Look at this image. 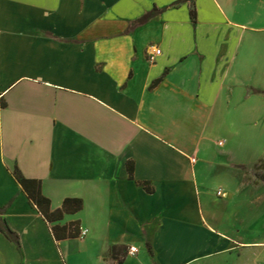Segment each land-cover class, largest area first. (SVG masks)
I'll use <instances>...</instances> for the list:
<instances>
[{
	"label": "crops",
	"instance_id": "obj_1",
	"mask_svg": "<svg viewBox=\"0 0 264 264\" xmlns=\"http://www.w3.org/2000/svg\"><path fill=\"white\" fill-rule=\"evenodd\" d=\"M178 1L0 0V209L20 237L18 246L0 231V264H68L64 255L73 264H223L264 251L262 230L225 225L230 207L244 224L264 205V177L235 161V186L227 177L222 195L200 191L201 163L226 144L210 125L255 100L231 88L238 61H249L238 40L212 36L221 22L241 32L250 23L232 19L235 0H195L196 23L191 2ZM155 8L161 12L131 28ZM240 138L241 152L255 149L254 135ZM16 165L42 181L53 210L66 198L84 200L60 223L87 229L84 239H55ZM209 201L216 228L205 226ZM75 243L83 245L73 251Z\"/></svg>",
	"mask_w": 264,
	"mask_h": 264
},
{
	"label": "rangeland",
	"instance_id": "obj_2",
	"mask_svg": "<svg viewBox=\"0 0 264 264\" xmlns=\"http://www.w3.org/2000/svg\"><path fill=\"white\" fill-rule=\"evenodd\" d=\"M232 5L234 9L231 14L232 19L239 23L249 21L248 30L244 32H241V30L236 31L237 27L235 25L221 22L220 28L215 31L212 37L217 35L220 38L225 37L227 39L238 40L237 47L241 55H248L249 58L247 59L249 61H238V79L230 82V84L232 83L231 88L236 98L243 99L246 93V97L255 96V100L252 101L253 103L250 102L248 107L245 104V108L242 104L237 105L232 110L226 108L223 112L219 113L216 123L210 125L213 128L211 134L215 136V141L223 140L226 142L223 147L216 146L210 149L213 153L210 160L207 163H201V166H204L203 168L205 169L204 174L201 175L200 191L213 194L214 196L218 195V190H221L219 184L223 181L225 182V178L228 177L229 184L232 185L235 181L230 178H235L236 175L241 176L240 173L234 170L236 165L233 162L235 161L246 163L252 167L253 169L249 172L250 174H255L258 178L264 177V160L258 162L259 159H264V0H235ZM246 9H250L249 15L245 13ZM206 26L207 24L204 25V27ZM225 48L227 47L225 46ZM244 134H251L256 137L255 149L250 151L244 150L242 152L239 150L238 145L242 146L244 144L241 141L242 138H240ZM232 148L234 149L233 154L231 152L233 151ZM247 191H245V194L248 193ZM253 191L256 192L257 196L261 194L257 189ZM219 200L220 198H218V202ZM215 208L214 201H209L206 204L205 212L207 219L205 226L211 225L216 228L215 222L211 218L216 210ZM263 210L264 205L262 202L256 203L254 211L249 216L246 215L248 218L243 224L239 222V218L235 219L234 211L230 207L226 218L230 222L225 223V225L232 227L234 224L236 228L239 225L240 227L238 226V228L240 229L250 227L256 231L262 230L264 234ZM229 230L231 231V228ZM246 232L244 233L246 234ZM249 238L256 241L262 240L257 234H250ZM81 245L83 244H73L72 250H78ZM258 246L260 244L256 247ZM250 250L251 252L246 255L235 253L229 258H224L221 262L223 264H264L263 248H251ZM64 258L65 263L73 264L72 259L66 255H64ZM75 264H79V261L75 260Z\"/></svg>",
	"mask_w": 264,
	"mask_h": 264
},
{
	"label": "trees",
	"instance_id": "obj_3",
	"mask_svg": "<svg viewBox=\"0 0 264 264\" xmlns=\"http://www.w3.org/2000/svg\"><path fill=\"white\" fill-rule=\"evenodd\" d=\"M195 0H182L176 2L174 5L179 6L185 2H191V18L193 23L197 22V9L193 5ZM161 10L155 8L150 13L144 15L139 20L132 23L131 28L142 25L150 21L154 16H156ZM164 79V76L158 79L153 87L160 84ZM128 170L130 174V178L132 180L135 179V164L133 161H130L128 164ZM14 175L21 185L23 191L26 193L31 203L37 208L39 213L45 218L49 225H51L52 233L56 240H60V234L62 233L63 238H80L81 227L77 223L69 224V225H60L61 221H63L68 214H76L84 209L85 202L81 198H66L63 206L59 209H52V201L50 198L44 195L43 192V183L41 180L37 179H28L26 178L18 165H16L14 169ZM141 186H143L147 191L150 190L151 182L142 181L138 182ZM4 211L0 209V231H2L10 240L15 242L18 246L20 245V237L19 235L13 231L10 226L7 224L6 220L2 217ZM55 224V225H52Z\"/></svg>",
	"mask_w": 264,
	"mask_h": 264
},
{
	"label": "built area",
	"instance_id": "obj_4",
	"mask_svg": "<svg viewBox=\"0 0 264 264\" xmlns=\"http://www.w3.org/2000/svg\"><path fill=\"white\" fill-rule=\"evenodd\" d=\"M161 51L160 50H158V51H156V53H160ZM154 57H152V59H153ZM223 143L221 142L220 143V145H222ZM196 161V159H194V162ZM218 195L220 196V195H222V190H219L218 191ZM87 234H88V230L87 229H84V228H81V233H80V238L81 239H84L86 236H87ZM138 251H139V249H138V247H136V246H131L130 247V249H129V253L131 254V255H135L136 253H138Z\"/></svg>",
	"mask_w": 264,
	"mask_h": 264
}]
</instances>
